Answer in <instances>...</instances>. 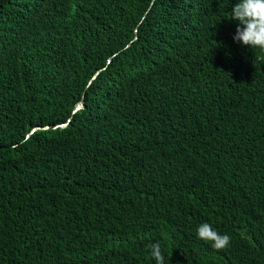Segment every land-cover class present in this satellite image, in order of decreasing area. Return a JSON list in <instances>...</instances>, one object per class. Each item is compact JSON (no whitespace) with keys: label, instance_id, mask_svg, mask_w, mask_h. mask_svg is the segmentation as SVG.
I'll return each mask as SVG.
<instances>
[{"label":"trees","instance_id":"1","mask_svg":"<svg viewBox=\"0 0 264 264\" xmlns=\"http://www.w3.org/2000/svg\"><path fill=\"white\" fill-rule=\"evenodd\" d=\"M236 2L0 0V264H264V52Z\"/></svg>","mask_w":264,"mask_h":264},{"label":"clouds","instance_id":"2","mask_svg":"<svg viewBox=\"0 0 264 264\" xmlns=\"http://www.w3.org/2000/svg\"><path fill=\"white\" fill-rule=\"evenodd\" d=\"M230 13L229 19L238 21L233 40L264 52V0H237ZM196 236L216 250L227 248L231 242L228 234L219 233L208 223L197 227ZM150 256L156 264H166L159 242L150 246Z\"/></svg>","mask_w":264,"mask_h":264},{"label":"water","instance_id":"3","mask_svg":"<svg viewBox=\"0 0 264 264\" xmlns=\"http://www.w3.org/2000/svg\"><path fill=\"white\" fill-rule=\"evenodd\" d=\"M97 74H98V73H97ZM97 74H96V75H97ZM96 75H95V76H96ZM81 108H82V101L77 105L75 112L78 111V110L81 109ZM66 125H67V124H65V125H60V126H58V127H61V128H62V127H65ZM55 128H57V127H55Z\"/></svg>","mask_w":264,"mask_h":264}]
</instances>
